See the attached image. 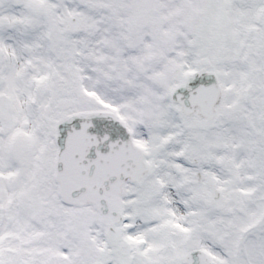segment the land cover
<instances>
[{
	"label": "snow or ice",
	"instance_id": "obj_1",
	"mask_svg": "<svg viewBox=\"0 0 264 264\" xmlns=\"http://www.w3.org/2000/svg\"><path fill=\"white\" fill-rule=\"evenodd\" d=\"M0 264H264V0H0Z\"/></svg>",
	"mask_w": 264,
	"mask_h": 264
}]
</instances>
